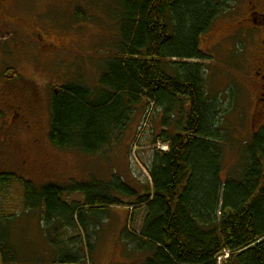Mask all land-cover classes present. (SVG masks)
Segmentation results:
<instances>
[{
	"label": "trees",
	"instance_id": "obj_1",
	"mask_svg": "<svg viewBox=\"0 0 264 264\" xmlns=\"http://www.w3.org/2000/svg\"><path fill=\"white\" fill-rule=\"evenodd\" d=\"M93 1L107 2L118 22L114 53L96 86L52 87L48 140L65 152L102 156L123 141L146 102L163 113L154 144L167 151L154 152L143 192L118 177L44 187L16 175L2 179L21 184V204L40 216L56 249L46 264L92 261L96 219L118 207L146 211L139 233L129 227L121 233L123 242L148 255L143 264H219L225 252L226 264H264V129L252 134L238 178L223 176L227 112L205 92L208 57L201 40L236 0ZM74 195L82 202L71 200ZM3 217L0 264H23L7 237L15 223ZM69 233L75 234L64 240Z\"/></svg>",
	"mask_w": 264,
	"mask_h": 264
},
{
	"label": "rangeland",
	"instance_id": "obj_2",
	"mask_svg": "<svg viewBox=\"0 0 264 264\" xmlns=\"http://www.w3.org/2000/svg\"><path fill=\"white\" fill-rule=\"evenodd\" d=\"M251 1H234L231 10L217 19L201 40V47L208 57L202 62L206 66L205 92L209 99L219 101L227 112L222 121L226 138L223 176L233 173L235 179L243 165L242 157L248 151L252 134L264 129V115L260 114L264 109V79H261L264 66L259 68L258 65L259 53L264 51V27L259 29L262 27L259 22L263 23L261 17L250 18ZM257 1L264 5V0ZM110 10L104 1L40 0V8L36 12L31 10L30 16L25 18L32 28L36 14L45 13V19L42 18L37 29L45 42L55 48L47 50L43 56H32L30 63L22 69L29 77L30 90L42 96H34L30 92V97L26 98L30 102L31 130L15 128L13 155L12 150L0 145V182L16 175L36 187H44L49 184L67 185L71 181L110 183L118 177L140 192L150 184L148 168L154 152L167 151L166 146L154 144L162 131L163 113L155 110L153 104H141L123 141L102 156L85 157L65 152L53 147L48 140L52 87L79 81L90 88L96 86L103 62L114 53L118 22ZM18 41V37L0 36V55L5 57L8 52L7 57L10 58ZM28 43L31 52L36 53V39L31 38ZM22 190L19 183H0V236L5 233L3 225L7 220L4 215L15 223L13 226L17 233L13 227L6 231L8 241L15 243L18 249L24 244L23 225L37 218L34 215L37 212L30 214L22 205L25 194ZM71 200L82 202V197L74 195ZM2 211L6 214L2 215ZM145 216L144 209L133 214L126 207H118L97 218L99 227L93 228L96 238L93 260L83 264H143L148 255L123 242L121 233L127 227L139 233ZM51 234L55 237L54 233ZM74 234L69 233L64 240ZM50 241L48 246H51ZM46 252L47 247H44L43 256L47 257L44 260L50 262L51 254ZM84 252L82 256L86 255ZM223 259L222 264H226L229 256L224 255Z\"/></svg>",
	"mask_w": 264,
	"mask_h": 264
},
{
	"label": "flooded vegetation",
	"instance_id": "obj_3",
	"mask_svg": "<svg viewBox=\"0 0 264 264\" xmlns=\"http://www.w3.org/2000/svg\"><path fill=\"white\" fill-rule=\"evenodd\" d=\"M250 4L253 6L250 18L257 15L263 20V23L259 22L262 26L259 28L261 30L264 27V5L257 0H252ZM38 8H40V0H0V36L19 39L14 50H11L10 58L7 57L8 52L5 57L0 55V134H3L0 145L12 150L11 155L14 149L15 128L21 131L31 130V110L28 107L30 102L26 101V98L30 97V92L34 93V96H42L37 91L30 90L29 77L22 72V69L28 62L30 63L32 56H43L47 50L55 48L45 42L38 30L42 18L45 19V13L36 14L32 28L30 23H26L25 18L30 16L31 10L36 12ZM259 8L261 11H258ZM31 38L36 39V53L30 50L28 41ZM262 43L264 44V40ZM258 58L260 68L264 66V51L259 53ZM257 75L260 73L257 72ZM261 79H264V75H261ZM260 114L264 115V109Z\"/></svg>",
	"mask_w": 264,
	"mask_h": 264
},
{
	"label": "crops",
	"instance_id": "obj_4",
	"mask_svg": "<svg viewBox=\"0 0 264 264\" xmlns=\"http://www.w3.org/2000/svg\"><path fill=\"white\" fill-rule=\"evenodd\" d=\"M16 231L15 226H12ZM11 227V229H12ZM44 225L41 221L40 216H37V218L33 221H28L23 225L24 229V244L22 243L21 248L18 249V259L23 264H41L44 260V247L46 249L47 247V253L51 254V259L56 254V249H54V246H48L47 244V237L44 230ZM19 235H17V239H19ZM13 243V242H12ZM45 244V245H44ZM16 246V244L14 243ZM17 247V246H16ZM18 248V247H17ZM49 249V250H48ZM47 258V257H45ZM49 258V257H48ZM51 259L49 261H51ZM47 262V261H45Z\"/></svg>",
	"mask_w": 264,
	"mask_h": 264
},
{
	"label": "bare ground",
	"instance_id": "obj_5",
	"mask_svg": "<svg viewBox=\"0 0 264 264\" xmlns=\"http://www.w3.org/2000/svg\"><path fill=\"white\" fill-rule=\"evenodd\" d=\"M224 255H227V257H228L229 256V253L228 252H225ZM223 257L219 258V260H218L219 264H222V262L224 260Z\"/></svg>",
	"mask_w": 264,
	"mask_h": 264
}]
</instances>
